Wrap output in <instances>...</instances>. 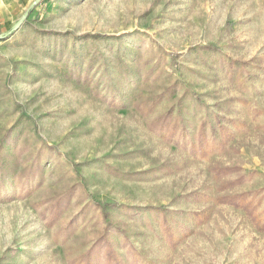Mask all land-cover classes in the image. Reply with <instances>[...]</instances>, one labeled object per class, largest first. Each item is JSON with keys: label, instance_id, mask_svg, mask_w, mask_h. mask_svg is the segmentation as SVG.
Here are the masks:
<instances>
[{"label": "rangeland", "instance_id": "374dc122", "mask_svg": "<svg viewBox=\"0 0 264 264\" xmlns=\"http://www.w3.org/2000/svg\"><path fill=\"white\" fill-rule=\"evenodd\" d=\"M0 264H264V0H0Z\"/></svg>", "mask_w": 264, "mask_h": 264}, {"label": "trees", "instance_id": "16d2710c", "mask_svg": "<svg viewBox=\"0 0 264 264\" xmlns=\"http://www.w3.org/2000/svg\"><path fill=\"white\" fill-rule=\"evenodd\" d=\"M98 205L102 208L105 204L98 202Z\"/></svg>", "mask_w": 264, "mask_h": 264}]
</instances>
